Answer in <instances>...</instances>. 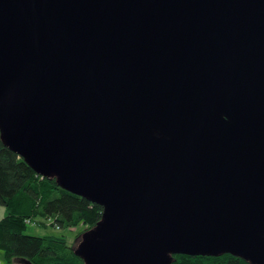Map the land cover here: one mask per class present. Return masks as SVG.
Instances as JSON below:
<instances>
[{"label":"water","instance_id":"obj_1","mask_svg":"<svg viewBox=\"0 0 264 264\" xmlns=\"http://www.w3.org/2000/svg\"><path fill=\"white\" fill-rule=\"evenodd\" d=\"M0 137L85 264H264V0H0Z\"/></svg>","mask_w":264,"mask_h":264},{"label":"trees","instance_id":"obj_2","mask_svg":"<svg viewBox=\"0 0 264 264\" xmlns=\"http://www.w3.org/2000/svg\"><path fill=\"white\" fill-rule=\"evenodd\" d=\"M0 251L5 264H85L77 246L63 236H28L31 224L63 231L78 225L92 230L103 209L60 188L55 178L35 174L24 160L5 147L0 137ZM48 221L51 225H47ZM81 242V241H80ZM172 264H250L232 255L172 256Z\"/></svg>","mask_w":264,"mask_h":264},{"label":"rangeland","instance_id":"obj_3","mask_svg":"<svg viewBox=\"0 0 264 264\" xmlns=\"http://www.w3.org/2000/svg\"><path fill=\"white\" fill-rule=\"evenodd\" d=\"M51 225V223L48 221L47 225ZM93 230V229H92ZM91 230H87L85 226L78 225L73 228H68L63 231H60L56 228H46V229H39L35 227L34 224H31L26 229V235L28 236H35V237H41V236H65L66 241H68V244L75 245L79 247L80 243L83 241L81 240L85 233L89 232ZM81 241V242H80Z\"/></svg>","mask_w":264,"mask_h":264},{"label":"crops","instance_id":"obj_4","mask_svg":"<svg viewBox=\"0 0 264 264\" xmlns=\"http://www.w3.org/2000/svg\"><path fill=\"white\" fill-rule=\"evenodd\" d=\"M5 215V211L2 207H0V219H2ZM0 264H5L4 256L2 255V252L0 251Z\"/></svg>","mask_w":264,"mask_h":264}]
</instances>
